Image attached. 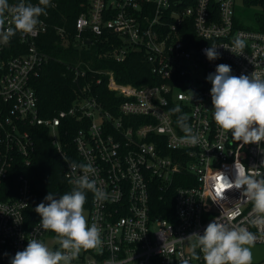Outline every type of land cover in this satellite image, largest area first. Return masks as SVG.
Wrapping results in <instances>:
<instances>
[{
	"label": "built area",
	"instance_id": "2783aa9c",
	"mask_svg": "<svg viewBox=\"0 0 264 264\" xmlns=\"http://www.w3.org/2000/svg\"><path fill=\"white\" fill-rule=\"evenodd\" d=\"M20 0H9L10 5ZM26 4L32 2L24 0ZM239 0H88V9L76 19L77 40L83 34L110 43L103 58L124 63L140 55L148 66L149 82L120 83L114 71L80 70L72 66L77 95L71 106L53 117H43L33 82L51 60L38 40L48 32V14L39 17L33 34L17 32V52L0 45V264H11L30 239L46 244L40 222L29 226L26 211L36 195L23 169L31 166L36 139L48 129L53 146L65 160L66 178L83 175L69 164H91L107 198L92 193L88 224L100 229L101 244L82 249L71 264H206L193 234L203 235L209 223L246 227L264 245V226L252 223L253 204L243 189L226 190L220 172L235 179V162L264 174V141L244 145L213 119L211 82L220 64L231 75L264 77V32L240 27ZM5 14V28L13 26ZM57 33L65 39L63 29ZM244 40L242 53L231 52L233 41ZM216 46L219 58L209 60L205 49ZM226 47V48H224ZM84 80V83L80 81ZM120 99L105 107L94 88L103 85ZM179 106L180 113L172 109ZM200 137L195 146L182 141L177 116ZM74 121L78 127L65 145L60 127ZM67 133L72 129L67 124ZM67 147V148H66ZM172 201L169 217L155 216L154 198ZM233 211L239 214L229 221ZM60 247H56L58 250ZM54 250V251H55Z\"/></svg>",
	"mask_w": 264,
	"mask_h": 264
},
{
	"label": "clouds",
	"instance_id": "9594fccd",
	"mask_svg": "<svg viewBox=\"0 0 264 264\" xmlns=\"http://www.w3.org/2000/svg\"><path fill=\"white\" fill-rule=\"evenodd\" d=\"M50 0H39L37 5L26 4L20 0L18 4L10 5L9 0H0V45H8L10 39L17 32L33 34L40 23L39 17L46 15ZM11 15V24L5 28V14ZM245 47L244 40L237 36L233 41L231 52H241ZM226 48V47H224ZM216 46L205 49L209 60L219 58ZM227 49V48H226ZM229 65L220 64L214 74L207 79L211 82V98L213 119L216 125L224 131H230L237 142L244 145L259 144L264 141V77L252 73L251 76L231 75ZM173 113H180L176 106ZM186 115L177 116V125L185 134L182 141L195 146L200 137L193 133L186 123ZM69 167L73 172L77 169L83 172L70 183L74 184L70 193H65L58 199L49 192L45 197L48 202H41L35 211L41 216L40 226L45 231L56 234L58 250L50 249L45 243L33 238L30 239L25 250L18 251L11 264H71L82 249H95L101 244L100 229L93 222L88 224L84 214L86 191H91L94 198L104 200L107 194L99 187L97 181L90 179L96 169L91 164H77L72 162ZM235 179L230 181L220 172L219 179L226 189H243L242 195L253 204L255 219L253 224L264 226V174L251 168H246L240 161L235 162ZM239 214L238 211L230 213L229 221ZM197 237L196 245L203 253L206 264H252L253 256L251 246L256 237L246 227L221 222L218 218L206 227L204 234H193ZM184 264H189L187 260Z\"/></svg>",
	"mask_w": 264,
	"mask_h": 264
},
{
	"label": "trees",
	"instance_id": "16d2710c",
	"mask_svg": "<svg viewBox=\"0 0 264 264\" xmlns=\"http://www.w3.org/2000/svg\"><path fill=\"white\" fill-rule=\"evenodd\" d=\"M38 4L39 0H29ZM243 4L244 15L252 19V24H243L239 16L236 21L240 27L250 30L264 32V0H239ZM88 9V0H50L47 7L48 32L38 40L41 50L51 56V60L40 72L33 82L39 98V107L43 117H53L57 112L66 110L71 106L77 95V84L74 83V74L68 70L69 66L80 70L107 69L114 71L115 77L120 83H131L136 86L149 82V69L142 62L140 55H132L124 63H117L110 58H103L104 54L112 49L107 41L96 39L92 34H83L86 43L77 40L76 19ZM57 28L63 29L65 39L57 33ZM10 55L17 52L18 41L10 40ZM84 83V80L80 81ZM99 100L105 107L113 108L120 103V99L108 91L105 86L94 88ZM71 123L72 129L67 133V124ZM74 121H64L61 129L62 142L65 145L72 140L74 131L78 127ZM67 148V147H66ZM66 162L53 146L48 129H41L36 139V148L33 161L29 168L23 169L32 180V188L36 195L26 211V221L29 226L41 222V216L35 208L41 202L47 204L45 197L52 193L59 198L65 193H70L75 186L70 183L65 175ZM86 202L84 207H91L92 193L86 191ZM172 201L164 202L159 197L154 198V215L169 217L165 207L172 212ZM48 236L56 237V234L47 231Z\"/></svg>",
	"mask_w": 264,
	"mask_h": 264
},
{
	"label": "rangeland",
	"instance_id": "374dc122",
	"mask_svg": "<svg viewBox=\"0 0 264 264\" xmlns=\"http://www.w3.org/2000/svg\"><path fill=\"white\" fill-rule=\"evenodd\" d=\"M237 16H239L243 24H252V19L244 15L243 4L240 1L237 4ZM84 214L88 220L89 212L85 207ZM46 245L52 250H55L56 247H60L57 243L56 237L52 236L46 237ZM251 251L253 256L252 264H264V245L254 244L251 246Z\"/></svg>",
	"mask_w": 264,
	"mask_h": 264
},
{
	"label": "water",
	"instance_id": "95a60500",
	"mask_svg": "<svg viewBox=\"0 0 264 264\" xmlns=\"http://www.w3.org/2000/svg\"><path fill=\"white\" fill-rule=\"evenodd\" d=\"M8 47V45H6Z\"/></svg>",
	"mask_w": 264,
	"mask_h": 264
}]
</instances>
